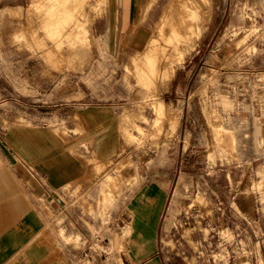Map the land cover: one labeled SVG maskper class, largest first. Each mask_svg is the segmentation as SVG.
Listing matches in <instances>:
<instances>
[{"label": "rangeland", "instance_id": "rangeland-1", "mask_svg": "<svg viewBox=\"0 0 264 264\" xmlns=\"http://www.w3.org/2000/svg\"><path fill=\"white\" fill-rule=\"evenodd\" d=\"M175 1L93 0L78 33L0 0V168L24 206L0 259L264 264V0H189L166 41Z\"/></svg>", "mask_w": 264, "mask_h": 264}, {"label": "bare ground", "instance_id": "bare-ground-1", "mask_svg": "<svg viewBox=\"0 0 264 264\" xmlns=\"http://www.w3.org/2000/svg\"><path fill=\"white\" fill-rule=\"evenodd\" d=\"M45 1H47L48 4L45 8V13L43 14V15H45L44 20L48 19L47 22L52 27H59L61 25L63 26V25H67V24L69 26L70 24H73L72 27H74V31H76L78 33L80 32L79 27L81 25V20L77 16L79 15L80 17L81 16L84 17L85 13H86V8L91 7V9L93 11V9H95V6H96V4L92 3L93 0H45ZM59 7H63V8L59 9ZM198 7L199 6L196 5L194 3V1L190 2L189 0H183V1L182 0H176L175 3L170 7V11H169V17L171 19L170 20L171 23L168 24V22L165 21L160 28V35L163 38V40L165 39L166 41H168L170 39V36H169L170 34H171V36L175 35L176 38H178V37L180 38L184 32H186V31L188 32L189 30H191L193 27V25L191 24L192 21L197 20V18H198ZM74 14H76V16H73ZM166 28H169V34H167ZM53 46H55V44ZM153 47H154L153 44L148 43L147 47L143 50V52H141V53H140V51L138 52L137 58H139L143 55L148 56L149 52L153 49ZM170 50L171 49H169V51ZM169 51H168V53H169ZM160 54L162 56H167V45L162 44V46L156 50V57H159ZM169 57H171V56H169ZM162 62H163V60H162ZM109 181L111 183L105 184L101 188V191L104 194V196L106 197V199H108V201L113 203L115 196L117 194L121 193V188L115 189L114 187H112L113 186L112 184L114 182V178L109 177ZM144 207H145V205H144ZM127 234H128V232H127Z\"/></svg>", "mask_w": 264, "mask_h": 264}, {"label": "crops", "instance_id": "crops-1", "mask_svg": "<svg viewBox=\"0 0 264 264\" xmlns=\"http://www.w3.org/2000/svg\"><path fill=\"white\" fill-rule=\"evenodd\" d=\"M3 131H1L0 127V141L3 143L4 141V136H3ZM85 169L82 168H77L74 172L75 175L68 176L67 183L63 186L62 189L73 183L74 181H77L81 176L80 173H85ZM12 187V188H11ZM14 185L11 181L10 174L7 172V170L4 169L2 166L0 168V230L4 228V225L8 221H16L17 226H20L23 224L22 216L21 214V208L24 206L22 203L20 204L19 202L14 205L16 209H13V196L18 193V190H15ZM45 202H48L49 206L48 208L52 207L54 211H56L62 204L60 202V199H58L56 196L52 195L49 193L46 197ZM1 237H0V249H1ZM10 262H5L0 259V264H9Z\"/></svg>", "mask_w": 264, "mask_h": 264}]
</instances>
